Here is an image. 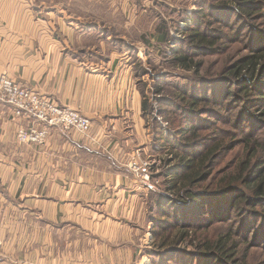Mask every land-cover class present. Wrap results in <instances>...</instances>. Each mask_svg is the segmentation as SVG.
<instances>
[{
    "label": "crops",
    "instance_id": "obj_1",
    "mask_svg": "<svg viewBox=\"0 0 264 264\" xmlns=\"http://www.w3.org/2000/svg\"><path fill=\"white\" fill-rule=\"evenodd\" d=\"M44 3L0 0V77L87 116L92 138L52 127L21 144L27 120L0 102V264H138L152 192L127 164L149 149L142 96L122 55L93 60L73 45L93 32L57 29Z\"/></svg>",
    "mask_w": 264,
    "mask_h": 264
},
{
    "label": "rangeland",
    "instance_id": "obj_2",
    "mask_svg": "<svg viewBox=\"0 0 264 264\" xmlns=\"http://www.w3.org/2000/svg\"><path fill=\"white\" fill-rule=\"evenodd\" d=\"M127 1L45 0L43 8L49 9L56 6V13L51 14L50 17L56 24L57 29L59 25H63L66 28L72 26L82 31L91 30L93 32L91 35H86V38L81 35L78 40H75V38L73 40L75 47L93 45L90 47L92 49L90 56L93 57V60L98 61L101 58L106 61L108 60L107 57L113 52L122 55L124 64L121 66L128 69L131 80V82L127 80L128 84L133 85L140 92L142 101L149 106V109H146L144 114L142 113L144 125L148 129L147 132L150 137L149 149L146 152H135L134 158L127 164L131 169L130 162L132 160L140 163L142 159H152L147 161L152 163L149 167L150 182L154 187L148 185L149 181L142 182L131 169L134 176L152 192L146 204L150 214V223L149 227L143 231L145 235L142 238L141 260L138 264H205L206 262L200 263V259L194 258L193 253H191L194 246L186 241L181 242L180 249L183 250L177 249L166 255L157 252V243H160V240L163 239L166 230L162 229L155 221L159 217L158 208L155 206V194L156 192L177 194L171 189L168 190L166 186L169 185L170 173L178 163V159L173 148L159 146L156 134L158 131H162L163 135L167 136L170 139L169 141H172L178 135H181L179 132L188 123L192 127H197L200 131L199 134H204L201 136L204 138L198 142L201 144L199 149L212 145L217 139L224 138L228 145H236L229 153L231 160H233L232 157H241L246 144L244 135H252V140L257 138L264 143V88H262L263 92L253 89L254 92L251 95H246L240 90L242 86L236 83L235 87L237 89L235 91L240 94L233 100L234 102L230 103L229 107L222 102L227 96V92H224L223 94L219 93L217 96L213 95L212 101L197 103L194 111H190V108H183L184 102L178 100L176 89L179 85L187 86L189 83L191 85L189 79L186 78L191 74V70L188 67L176 65L173 58L187 46L185 40L186 29L190 23L195 22L192 27L205 29L207 33L214 34L213 28L220 27L225 33L232 34L240 21L232 14L229 7L222 8L217 5L226 3L234 6L233 0ZM109 7L113 9L119 7L120 10L117 9L118 11H115L116 13L113 15H106V8ZM121 9H124V12ZM86 12L90 14L86 15ZM263 12L262 10V14H260L263 16L255 22L254 28L256 29L253 28L251 39L264 38ZM46 15H48L47 12ZM207 23L210 27H206ZM162 32L167 36L165 40L160 41L157 36ZM242 33L245 34L244 31ZM103 44L104 49L102 48ZM85 52H89V50ZM246 53L247 49L241 43H233L226 56L220 57L211 53L202 55L198 59H203L205 64L212 65L215 68L214 65H220L222 60L229 58L231 55H235V58H237ZM220 86L221 84L217 88L221 92ZM159 87H162V92H158ZM208 93L210 94V92ZM170 99H175V106L170 105ZM165 100L168 103H165ZM79 114L89 120L90 127L88 136L78 134L92 138L90 135V119L80 112ZM186 118L189 119L187 122L185 121ZM46 139L47 137L41 145L33 146L44 145ZM136 158H139V160ZM227 164H229L227 160H215L212 166V171L218 173L215 178L222 174L221 171ZM238 194L234 191L232 195L227 194L218 197L213 205L220 200H222L221 203L229 205V201L230 203L234 201ZM241 205L242 203H240ZM262 205H264V201H258L253 208H250L251 210L245 209L240 210V212L234 209L235 206L237 207V205H234L231 219L216 221L212 224L208 231L209 236L216 237L230 231L232 234L231 241L237 244L238 252L236 256L244 257L247 264H264V219L260 215L257 216V213L264 207ZM252 210L256 212L254 213ZM198 233L199 237H203L201 231ZM208 261L210 262L211 259H208Z\"/></svg>",
    "mask_w": 264,
    "mask_h": 264
},
{
    "label": "trees",
    "instance_id": "obj_3",
    "mask_svg": "<svg viewBox=\"0 0 264 264\" xmlns=\"http://www.w3.org/2000/svg\"><path fill=\"white\" fill-rule=\"evenodd\" d=\"M233 2L234 6L226 3L217 5L222 8L229 7L232 14L240 21L232 34L225 33L220 27L213 28L214 34L207 33L205 29L192 27L195 22L190 23L186 29L187 46L173 58L176 65L188 67L191 70V74L186 77L191 85L190 83L187 86L179 85L176 89L178 100L184 102L183 108L194 111L197 103L212 101L213 95L217 96L224 92H227V96L224 98L226 101L222 100V102L229 107L240 94L235 91L236 83L242 86L240 90L246 95H251L254 92L253 89L263 92L264 38L251 39L250 37L251 32L256 29L254 28L256 20L263 16L260 14L262 10L264 11V0H233ZM206 27H210L208 23ZM243 31L245 34L242 33ZM166 36L162 32L157 38L162 41ZM233 43H241L247 49V53L237 58L231 55L222 60L220 65H214L215 68L205 64L203 59H198L202 55L211 53L220 57L226 56ZM230 58L233 59L230 60ZM219 84H221V92L217 88ZM158 90L162 92L163 89L159 87ZM164 102L168 103L167 100ZM175 104V99H170V105L175 106ZM146 109H149V106L143 102V114ZM188 120V118L185 119L186 122ZM182 131L179 132L181 135L172 141H169L170 139L164 136L162 131L156 134L159 146L173 148L178 159V163L170 173L169 185L166 186L168 190L171 189L177 194L164 192L155 194V206L159 213L155 221L166 230L163 239L157 243V252L166 255L177 249L183 250L180 249V245L181 242L186 241L193 244L191 253L195 259H200V263L247 264L244 257L236 256L237 244L231 241L230 231L216 237L209 236L208 231L216 221L231 219L234 205H237L234 209L240 212L245 209L251 210L250 208H253L258 201H264V143L257 138L252 140V135H244L246 144L242 155L232 157L233 161L229 153L236 145H228L226 139H217L212 145L199 149L201 144L198 142L204 138L201 137L204 134H199V129L188 123ZM215 160H227L229 163L222 169V174L218 178H215L218 173L212 171ZM234 191L239 193L238 197L231 203L229 201V205L221 203L222 200L213 205L218 197L232 195ZM240 203H242L241 206ZM257 214L264 219V207ZM200 231L203 237H199ZM208 259L211 261L209 262Z\"/></svg>",
    "mask_w": 264,
    "mask_h": 264
},
{
    "label": "built area",
    "instance_id": "obj_4",
    "mask_svg": "<svg viewBox=\"0 0 264 264\" xmlns=\"http://www.w3.org/2000/svg\"><path fill=\"white\" fill-rule=\"evenodd\" d=\"M0 102L11 107L13 116L27 120L15 132L16 139L21 144L41 145L51 127H58L63 131L74 129L77 133L89 135V120L79 112L59 106L51 98L19 86L6 76L0 77ZM147 160L152 159H142L140 163L132 160L130 167L142 182L149 181L148 185L154 187L150 182L149 167L152 163Z\"/></svg>",
    "mask_w": 264,
    "mask_h": 264
}]
</instances>
